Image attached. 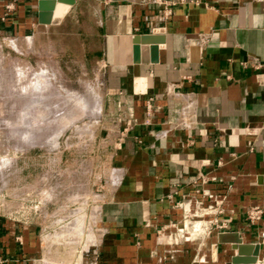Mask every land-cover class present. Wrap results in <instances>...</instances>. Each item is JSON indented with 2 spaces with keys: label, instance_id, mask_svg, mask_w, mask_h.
<instances>
[{
  "label": "crops",
  "instance_id": "obj_1",
  "mask_svg": "<svg viewBox=\"0 0 264 264\" xmlns=\"http://www.w3.org/2000/svg\"><path fill=\"white\" fill-rule=\"evenodd\" d=\"M11 1L0 0V37L35 50L42 37L79 39L101 99L93 116L109 132L110 170L75 264H230L238 249L222 233L260 244L255 264L264 259V214L246 219L264 202V0H77L60 24L39 23L38 0L6 16ZM155 28L165 30L158 61L135 62L134 37ZM203 189L227 229L201 242L158 231ZM48 222L0 213V264H73L54 256L69 241Z\"/></svg>",
  "mask_w": 264,
  "mask_h": 264
},
{
  "label": "rangeland",
  "instance_id": "obj_2",
  "mask_svg": "<svg viewBox=\"0 0 264 264\" xmlns=\"http://www.w3.org/2000/svg\"><path fill=\"white\" fill-rule=\"evenodd\" d=\"M83 49L75 37L61 40L57 36L53 42L42 37L36 50L27 40L0 37V213L31 217L38 223L52 222L49 230L54 239L69 241L65 247H56L53 254L60 259L73 258V264L83 247L87 250V207L94 203L93 192L105 184L110 170V147L105 142L109 132L102 131L95 121L96 108L88 110L90 104L96 103L91 101L87 110L81 106L94 93L97 96L92 67L84 66ZM92 59L89 56L88 62L92 63ZM43 70L54 78L52 85L42 89V81L36 80L37 73ZM66 93H80L82 99L78 102L74 98L72 106L64 107ZM22 127H34L29 130L30 140L26 141L28 129Z\"/></svg>",
  "mask_w": 264,
  "mask_h": 264
},
{
  "label": "built area",
  "instance_id": "obj_3",
  "mask_svg": "<svg viewBox=\"0 0 264 264\" xmlns=\"http://www.w3.org/2000/svg\"><path fill=\"white\" fill-rule=\"evenodd\" d=\"M17 0H12L6 4V16L15 8ZM202 181H206L207 177L202 176ZM206 199L195 200L196 207H183L184 214L180 220L172 221L169 224L158 229L159 232L168 230L173 231L172 235L176 240L184 242L203 241L212 232L222 231L229 227L230 219H220L216 215L221 212V208L217 203V196L210 190H202ZM216 200V202H214ZM181 205V204H180ZM264 214V202L261 204H253L246 210V219L254 223L262 218ZM215 215V216H211ZM258 261V260H257ZM257 263V262H256ZM264 264V259L258 262Z\"/></svg>",
  "mask_w": 264,
  "mask_h": 264
},
{
  "label": "water",
  "instance_id": "obj_4",
  "mask_svg": "<svg viewBox=\"0 0 264 264\" xmlns=\"http://www.w3.org/2000/svg\"><path fill=\"white\" fill-rule=\"evenodd\" d=\"M77 0H38V21L41 24H60L68 11ZM164 28H155L152 33L138 34L134 37V61L157 62L159 59L160 43L165 41ZM149 45V50L147 48ZM150 56L147 57V53ZM264 183V176L259 178ZM234 236V247L238 254L232 258L230 264H255L260 254V244L244 243L237 233H222L220 240ZM232 236V237H233Z\"/></svg>",
  "mask_w": 264,
  "mask_h": 264
},
{
  "label": "bare ground",
  "instance_id": "obj_5",
  "mask_svg": "<svg viewBox=\"0 0 264 264\" xmlns=\"http://www.w3.org/2000/svg\"><path fill=\"white\" fill-rule=\"evenodd\" d=\"M23 68V67H22ZM48 69V68H47ZM21 72V71H20ZM26 72V71H25ZM23 75V74H22ZM26 75V74H25ZM24 75V76H25ZM28 75V74H27ZM37 75H38V79L36 80V81H42V85H41V87H42V89H43V87L45 86V87H48V85H52L53 83H52V81H53V76H50V74H48V72L46 71V70H43V71H41V72H38L37 73ZM54 75V74H53ZM55 76V75H54ZM43 79V80H42ZM11 80V79H10ZM17 81H19L20 82V80H17ZM35 81V82H36ZM56 81V80H55ZM54 81V82H55ZM28 82V81H27ZM37 83V82H36ZM35 83V84H36ZM38 84V83H37ZM43 84H45V85H43ZM34 85V84H33ZM40 85V84H39ZM55 85V84H54ZM34 87H35V85H34ZM40 87V86H39ZM52 87V86H51ZM61 88V87H60ZM3 89V88H2ZM48 89V88H47ZM46 89V90H47ZM22 90H23V88H22ZM21 90V91H22ZM37 90V89H36ZM45 90V89H44ZM18 91V90H17ZM69 91V90H68ZM68 91H66V92H68ZM74 91V90H73ZM26 92V91H25ZM44 92V91H43ZM72 92V91H71ZM76 92H78V91H76ZM16 93V92H15ZM69 93H70V91H69ZM72 93H74V92H72ZM13 94V93H12ZM24 94V93H23ZM56 94V93H55ZM60 94V93H59ZM67 95V100H65V96H63V98H64V100H65V102H64V107H66L67 105H69V106H72V104H74V101H78L79 102V100L78 99H82V95L79 93V94H77V95H72V94H68V93H66ZM74 94H76V93H74ZM11 95V94H10ZM32 95H34V94H32ZM35 96V95H34ZM56 96H59V95H56ZM61 96V95H60ZM17 97V96H16ZM54 97V96H53ZM52 97V98H53ZM35 98H38V97H35ZM43 98V97H42ZM44 98H46V97H44ZM48 98V97H47ZM55 98V97H54ZM59 98H61V97H59ZM62 98V99H63ZM76 100H75V99ZM91 99H87V102H86V104H82L81 106H82V108H86V105L87 106H89V103H92L93 102V100L95 101V103H96V105L95 104H93V105H95V106H92V104H90V106H89V109L88 110H90L91 108L90 107H92V108H96V109H94V110H96L97 111V114L99 115V113H100V110H101V99L99 98V97H97L96 95H95V93H94V95H92L91 97H90ZM20 99V98H19ZM18 100V99H17ZM31 100V99H30ZM36 100V99H35ZM38 100V99H37ZM58 101H59V99H57ZM72 100V101H71ZM15 101V100H14ZM28 101H29V99H28ZM34 101V100H33ZM42 101V100H41ZM92 101V102H91ZM70 102H72V103H70ZM76 103V104H78L79 105V103ZM19 103V102H18ZM20 103H21V101H20ZM44 103H47L46 101L44 102ZM43 103V104H44ZM55 103H56V101H55ZM14 103H12L11 105L12 106H14L15 107V105H13ZM23 104H25V103H23ZM42 104V105H43ZM59 104V103H58ZM22 105V104H21ZM28 105V104H27ZM34 105V104H33ZM62 105V104H61ZM63 105H62V109H64V107H63ZM25 106V105H24ZM46 106V105H45ZM47 106H49V105H47ZM57 106V105H56ZM38 107V106H37ZM43 107V106H42ZM41 107V108H42ZM26 108V107H25ZM28 108V107H27ZM53 108V107H52ZM61 108V107H60ZM70 107H68V109H69ZM81 108V107H80ZM61 110V109H60ZM86 110H87V108H86ZM25 111V110H24ZM23 111V112H24ZM29 111V110H28ZM57 111V110H56ZM63 111V110H62ZM16 112V111H15ZM92 112V111H91ZM24 113H26V111L24 112ZM31 113V112H30ZM33 113V112H32ZM42 113H45V112H42ZM93 113V112H92ZM11 114V113H10ZM23 115V114H22ZM14 116V115H13ZM25 116H27V115H25ZM23 117V116H22ZM14 118V117H13ZM37 118H39V116L37 117ZM41 119H42V117H40ZM7 119V118H6ZM5 119V120H6ZM52 119V118H51ZM8 120V119H7ZM23 120L24 119H22V121L21 122H23ZM40 120V119H39ZM29 120L27 119V122H28ZM31 121H33L32 119H31ZM3 122V121H2ZM25 122V121H24ZM34 122V121H33ZM37 122V121H36ZM43 122V121H42ZM42 122H40V124L42 125ZM47 122V121H46ZM5 123V122H4ZM35 123V122H34ZM44 123V122H43ZM40 124H37V125H40ZM15 125V124H14ZM19 125V124H18ZM31 125H34V124H31ZM6 126V125H5ZM19 127V126H18ZM21 127V126H20ZM15 128H17V127H15ZM34 128V127H33ZM33 128H26V129H28V133L26 134V136H27V140L26 141H28V140H30L31 138H32V134L29 132V130H32ZM41 128V127H40ZM63 128V127H62ZM22 129H24V130H26L25 128H23L22 127ZM21 129V130H22ZM38 129H39V127H38ZM11 130H14V128H13V126H12V128H11ZM36 130V129H35ZM46 131V130H45ZM18 132V131H17ZM25 133V132H24ZM32 133H34V132H32ZM60 133V132H59ZM19 135H20V132H19ZM22 135H25V134H23L22 133ZM8 137V136H7ZM21 137V136H20ZM35 136H33V138H34ZM40 137V136H39ZM38 137V138H39ZM23 138H25V136H23ZM22 138V139H23ZM43 138V137H42ZM21 139V141L23 142L24 140H22ZM36 139H37V137H36ZM34 139H32V141H33ZM42 139H40V141H41ZM37 141H39L38 139L36 140V142ZM25 142V141H24ZM31 142V141H30ZM33 142H35V140L33 141ZM32 142V143H33ZM55 142V141H54ZM56 143V142H55ZM25 144V143H24Z\"/></svg>",
  "mask_w": 264,
  "mask_h": 264
}]
</instances>
